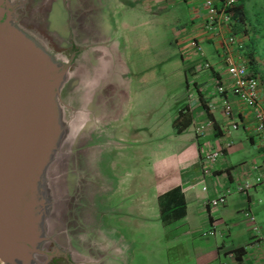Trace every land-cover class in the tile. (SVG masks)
Returning a JSON list of instances; mask_svg holds the SVG:
<instances>
[{
  "label": "crops",
  "instance_id": "0c3cea01",
  "mask_svg": "<svg viewBox=\"0 0 264 264\" xmlns=\"http://www.w3.org/2000/svg\"><path fill=\"white\" fill-rule=\"evenodd\" d=\"M104 3H83L76 8L69 22L70 39L59 38L62 47L66 40L69 41L70 101H76V107L88 108V116L76 126L77 138L90 140L92 135L102 130L104 124L115 122L116 116L106 114L105 107L117 88L109 78L111 72L103 61L104 49L93 45L96 40L104 42L105 38L113 36L111 24H120L123 28L145 26L148 30H154L177 21L174 12L182 11L185 21L176 22L173 33L180 75L183 78L192 76L194 86L199 90L195 97L182 98V104L175 108L165 127L153 126L147 135L143 133V128L127 130L130 131L129 135L123 130L119 135L123 142L122 149L132 148V144H140L139 153L143 145L152 148L149 171L144 176L139 175V190L133 199H130L131 190L126 189L127 181L120 189V194L124 195L122 200L130 204L124 217L129 222L133 220L134 227L153 223L162 235L174 231L180 244H185L186 251H190V258L195 264H264V185L254 184L257 172L264 170V145H257L254 135L246 130V125L251 123L250 116L239 118V126L232 130L229 125L234 120H227L219 111L208 113L205 110L208 101L219 97L211 86V79L213 76L222 77L224 71L210 41L200 39L203 60L211 66V71L201 70L192 51L188 49L187 40L191 35L202 36L203 11L199 6L200 0H105ZM235 5L240 6L241 15L237 19L234 14L231 30L242 39V55L253 62L252 67L264 92V75L255 52V44L264 41V0H235ZM117 12L123 15L122 21L114 19ZM124 90L123 96L128 99L133 90L128 86ZM229 100L235 102L234 98L229 97ZM179 111L191 121L181 132L175 133L171 124ZM206 120H210L211 127L200 136L196 135L194 124ZM78 132L84 136H78ZM139 135L145 141L136 142ZM151 139L155 141L153 145L149 141ZM206 143L213 148H220L223 155L211 166V172L201 175L200 149ZM225 143L230 145L224 148ZM243 181L252 185L242 192L238 186ZM102 185L105 189L106 185ZM143 185L149 188L147 196L143 193ZM172 190L175 193H170ZM219 194H226L225 204L212 214L207 212L203 203ZM104 201L105 195H102V204ZM145 204L148 210H145ZM167 204L175 206L161 213L160 210H165ZM177 209L183 211L181 216L176 214ZM243 209L248 211L251 220L242 218L241 221ZM213 215L218 224L217 236L215 229L211 230L210 217ZM89 217L81 225L91 229H79L82 231L78 236H87L95 230L92 228L94 222ZM102 240L107 243L101 246V253H106L108 260L114 261L119 251L112 240ZM81 243L77 250L69 249L74 264L107 263L101 260L104 254L101 257L99 254L94 255V245L91 246L88 241L84 245ZM238 248L242 249L240 255L234 252Z\"/></svg>",
  "mask_w": 264,
  "mask_h": 264
},
{
  "label": "rangeland",
  "instance_id": "374dc122",
  "mask_svg": "<svg viewBox=\"0 0 264 264\" xmlns=\"http://www.w3.org/2000/svg\"><path fill=\"white\" fill-rule=\"evenodd\" d=\"M104 1H6L7 8L12 12L13 26L63 73L57 94L61 135L43 174L46 206L42 241L32 254V262L74 264L69 249L77 250L80 242L84 245L88 241L91 246L94 245V255L101 257L104 254L101 260L106 264H195L190 258V251H186L185 244H180L174 231L162 235L153 223L134 227L133 220L129 222L124 217L130 204L122 200L124 195L120 194L122 185L127 181L129 186L126 189L131 190L130 199H133L139 190V175L144 176L149 171L152 148L143 145L139 153L140 144H132L133 149L126 146L122 149L119 135L123 130L129 135L127 130L133 128H143V133L147 135L153 126L165 127L175 108L182 104V98L188 96L185 84L188 88L192 87V76L183 78L180 75L178 51L173 42L176 22H184L185 17L182 11L176 10L177 21L154 30L145 26L123 28L120 24H109L113 36L105 38L104 42L96 40L93 43L104 49L103 61L111 72L109 78L118 90L105 107L106 114L116 116L115 122L104 124L102 130L87 140L77 138L76 126L88 116V108L76 107V101H70L69 41L66 40L62 47L59 38L70 39L69 22L76 8L83 3L105 5ZM103 12L106 14L105 10ZM117 13L114 19L122 21L123 15ZM255 52L264 75V41L255 44ZM127 86L133 90L128 99L123 96ZM83 134L78 132V136ZM140 140L145 141L141 135L136 142ZM149 141L152 145L155 142L153 139ZM142 189L147 196L149 188L143 185ZM102 195H105L104 204L101 202ZM146 205L145 210H148ZM245 212L248 214L246 209L241 210V221L245 219ZM88 215L94 222L92 228L95 230L87 236H78L82 230L91 229L81 225ZM217 227L218 224L214 226L216 236L219 232ZM103 238L112 240L119 251L114 261L108 260L106 253H101V246L107 243Z\"/></svg>",
  "mask_w": 264,
  "mask_h": 264
},
{
  "label": "water",
  "instance_id": "95a60500",
  "mask_svg": "<svg viewBox=\"0 0 264 264\" xmlns=\"http://www.w3.org/2000/svg\"><path fill=\"white\" fill-rule=\"evenodd\" d=\"M0 0V264H33L46 206L43 174L61 135V68L12 24Z\"/></svg>",
  "mask_w": 264,
  "mask_h": 264
},
{
  "label": "built area",
  "instance_id": "2783aa9c",
  "mask_svg": "<svg viewBox=\"0 0 264 264\" xmlns=\"http://www.w3.org/2000/svg\"><path fill=\"white\" fill-rule=\"evenodd\" d=\"M235 0H200V8L203 11V22L201 23L200 38L191 35L187 40L188 49L201 70L211 71V66L203 60L201 52V40L210 41L215 52L219 55L223 64V76H213L212 87L218 99L208 101L205 110L208 113L219 111L227 120H234L229 127L236 130L240 124V119L250 116L251 123L243 126L248 129L250 134L254 135L257 145H264V92L261 89L258 78L249 76L247 59L242 55L243 42L240 36L234 33L231 28L234 21L232 8ZM187 88L189 98L195 97L198 93L194 86ZM234 98V101L229 100ZM240 118V119H239ZM245 125V124H244ZM211 127L210 120L203 123L194 124V133L201 135L206 129ZM230 144L225 143L224 148ZM223 153L219 148H213L206 143L200 149L201 175H207L211 172V166L218 160ZM256 168V167H255ZM255 185H264V170L257 172ZM251 185L245 181L238 186L239 191H245ZM226 194H219L208 198L203 206L211 214L219 207L225 204ZM244 217L251 220L249 214L245 212ZM217 223L216 216L210 217L211 230ZM212 234V232H210Z\"/></svg>",
  "mask_w": 264,
  "mask_h": 264
},
{
  "label": "trees",
  "instance_id": "16d2710c",
  "mask_svg": "<svg viewBox=\"0 0 264 264\" xmlns=\"http://www.w3.org/2000/svg\"><path fill=\"white\" fill-rule=\"evenodd\" d=\"M232 11H233V14L236 15L237 19L240 18V6L239 5H235L233 6L232 8ZM253 65V62L249 59H247V67H248V71H249V76H252V77H256L255 75V69L252 67ZM258 80L260 81V79L258 78ZM184 113H182L181 111L178 112L176 118L172 121V128L174 129L175 133H179L181 132L184 128H186L189 124H190V118L186 115H183ZM170 193H175V190H172ZM182 204V203H181ZM180 204V205H181ZM175 205L173 204H167L166 205V209L165 210H160V212L162 213V211H167L168 209L174 207ZM176 211V214H178V216H181L183 211L180 210V209H177L175 210ZM236 254H242V249L241 248H238L234 251Z\"/></svg>",
  "mask_w": 264,
  "mask_h": 264
}]
</instances>
